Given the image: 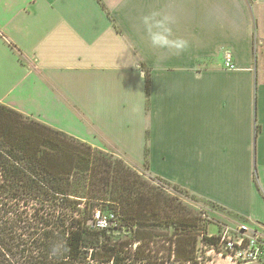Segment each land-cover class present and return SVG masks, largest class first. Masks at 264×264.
Returning <instances> with one entry per match:
<instances>
[{
	"label": "crops",
	"instance_id": "obj_1",
	"mask_svg": "<svg viewBox=\"0 0 264 264\" xmlns=\"http://www.w3.org/2000/svg\"><path fill=\"white\" fill-rule=\"evenodd\" d=\"M0 103L264 225V0H0Z\"/></svg>",
	"mask_w": 264,
	"mask_h": 264
},
{
	"label": "trees",
	"instance_id": "obj_2",
	"mask_svg": "<svg viewBox=\"0 0 264 264\" xmlns=\"http://www.w3.org/2000/svg\"><path fill=\"white\" fill-rule=\"evenodd\" d=\"M207 218L154 176L0 103V264H199L201 245L221 251Z\"/></svg>",
	"mask_w": 264,
	"mask_h": 264
},
{
	"label": "rangeland",
	"instance_id": "obj_3",
	"mask_svg": "<svg viewBox=\"0 0 264 264\" xmlns=\"http://www.w3.org/2000/svg\"><path fill=\"white\" fill-rule=\"evenodd\" d=\"M97 148H100V147H97ZM100 149L105 150L109 156L112 155L115 162H116V159L120 161H124V163L131 166L133 169H135L139 173H142L146 177L152 176L150 175L148 171V167L146 165L142 166L141 168L135 167L132 164L128 163V161H126L123 157L119 156L115 152H112L105 148H100ZM76 166H77L75 169L76 171H82L81 169L82 165H80V163H77ZM155 178H156V181L159 182L160 184H163L172 195L174 196L176 195L180 200H182V202L187 204L190 208L205 211L206 216L208 218H211L209 220L213 221L212 223H210L211 225L208 226V234H209L208 236H213V235L214 237L220 236V233H221L220 231L223 229L222 224H228L236 228L237 225L239 224L247 223L246 219L237 217L236 215H234L232 218V215L226 212L224 208H222L220 205L208 199L200 197L194 193H191L190 191H187L186 188L184 189V187H179V188L175 187L176 183H173V182L167 183L166 179L161 178V177H155ZM86 183L85 181H82V183L80 184V188L77 189L78 191L77 195H80V196L85 195L83 193L85 192L84 190L86 187ZM225 213H228V214L226 215ZM96 219L98 220L100 224H103L106 221V216L98 217V212H97ZM257 226L264 227L263 224H257ZM222 249L224 248L222 246L221 238H220V250ZM226 253L227 252L223 253L221 251H218V249H216L213 245L209 243H205L201 245V249L199 250L198 262L199 264H234V263L238 264L237 262L233 261L230 257H228ZM242 263H247V262H240V264ZM251 263L264 264V262H261V263L251 262Z\"/></svg>",
	"mask_w": 264,
	"mask_h": 264
},
{
	"label": "built area",
	"instance_id": "obj_4",
	"mask_svg": "<svg viewBox=\"0 0 264 264\" xmlns=\"http://www.w3.org/2000/svg\"><path fill=\"white\" fill-rule=\"evenodd\" d=\"M225 65L229 69L236 68L231 55L225 57ZM104 224V223H103ZM221 243L228 257L240 262H264V227L239 224L236 228L222 224Z\"/></svg>",
	"mask_w": 264,
	"mask_h": 264
},
{
	"label": "clouds",
	"instance_id": "obj_5",
	"mask_svg": "<svg viewBox=\"0 0 264 264\" xmlns=\"http://www.w3.org/2000/svg\"><path fill=\"white\" fill-rule=\"evenodd\" d=\"M140 23L153 47L174 48L177 53L186 48L187 42L174 36L175 21L170 15L153 11L144 15Z\"/></svg>",
	"mask_w": 264,
	"mask_h": 264
}]
</instances>
